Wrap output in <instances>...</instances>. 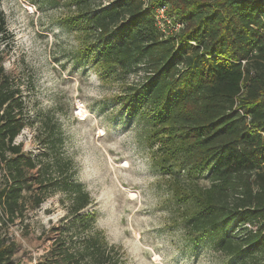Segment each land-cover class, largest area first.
Wrapping results in <instances>:
<instances>
[{
	"label": "trees",
	"instance_id": "16d2710c",
	"mask_svg": "<svg viewBox=\"0 0 264 264\" xmlns=\"http://www.w3.org/2000/svg\"><path fill=\"white\" fill-rule=\"evenodd\" d=\"M158 2L183 23L178 35L164 37L143 0H63L61 23L78 34L81 56L102 70L142 74L116 101L149 125L152 159L167 175L186 232L235 264H264V0L151 3ZM25 113L0 52V209L14 221L24 192L33 207L62 193L70 219L46 264H124L119 247L95 227L94 211L84 210L91 197L72 178L57 117L47 111L35 119L42 150L25 154L15 141L34 122ZM205 170L210 183L203 186L195 176ZM15 248L0 236V264Z\"/></svg>",
	"mask_w": 264,
	"mask_h": 264
},
{
	"label": "rangeland",
	"instance_id": "374dc122",
	"mask_svg": "<svg viewBox=\"0 0 264 264\" xmlns=\"http://www.w3.org/2000/svg\"><path fill=\"white\" fill-rule=\"evenodd\" d=\"M0 8L5 17L2 66L19 87L26 116L34 121L15 141L25 154L40 152L35 119L54 113L64 153L72 160V178L91 197L84 210L94 211L95 227L119 247L124 264H235L234 257L212 248L207 238L194 239L186 232L167 175L152 159L156 146L148 145L149 125L116 101L142 74L102 70L94 57L83 58L78 34L61 23L67 12L63 0H1ZM173 173L186 178L177 168ZM208 175L205 170L195 179L206 186ZM3 182L0 172V186ZM24 194L23 214L13 221L20 235L4 264H46L62 222L70 219L67 202L60 201L63 194L58 192L33 207Z\"/></svg>",
	"mask_w": 264,
	"mask_h": 264
},
{
	"label": "built area",
	"instance_id": "2783aa9c",
	"mask_svg": "<svg viewBox=\"0 0 264 264\" xmlns=\"http://www.w3.org/2000/svg\"><path fill=\"white\" fill-rule=\"evenodd\" d=\"M144 6H150L154 13V21L157 29L164 37L176 36L183 27V23L169 13L166 2L152 4V0H143ZM20 235V229L13 221L8 219V214L0 209V236L6 241H15Z\"/></svg>",
	"mask_w": 264,
	"mask_h": 264
},
{
	"label": "snow or ice",
	"instance_id": "6c2138e0",
	"mask_svg": "<svg viewBox=\"0 0 264 264\" xmlns=\"http://www.w3.org/2000/svg\"><path fill=\"white\" fill-rule=\"evenodd\" d=\"M113 134H114L113 131H109V132H108V135H109V136H111V135H113ZM100 135H101V136H104L105 133H104V132H101Z\"/></svg>",
	"mask_w": 264,
	"mask_h": 264
}]
</instances>
